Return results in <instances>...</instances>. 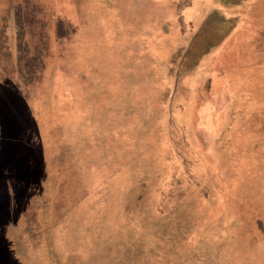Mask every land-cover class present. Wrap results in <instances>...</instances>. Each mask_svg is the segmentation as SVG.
I'll return each instance as SVG.
<instances>
[{"label": "rangeland", "instance_id": "rangeland-1", "mask_svg": "<svg viewBox=\"0 0 264 264\" xmlns=\"http://www.w3.org/2000/svg\"><path fill=\"white\" fill-rule=\"evenodd\" d=\"M191 2L0 0V264H264V113L214 108L194 72L233 39ZM252 62L236 92L264 108Z\"/></svg>", "mask_w": 264, "mask_h": 264}, {"label": "crops", "instance_id": "crops-1", "mask_svg": "<svg viewBox=\"0 0 264 264\" xmlns=\"http://www.w3.org/2000/svg\"><path fill=\"white\" fill-rule=\"evenodd\" d=\"M191 1V7L189 9H185L191 15H195L196 12L204 10L206 13L216 15L217 19L223 23L224 29L221 28L220 30L225 31V33L221 34L223 35L222 45L218 46L217 50L224 46L223 43L226 41L229 43V41L233 39L230 47L223 50L224 54H219L217 57L211 55L205 59V62H209L211 64L210 70L205 67L201 69V67L198 66L196 72H194L195 74L198 71V75L200 72H205L204 80H207L209 86L214 83L222 86L221 91L218 92L219 96L217 99L223 102L220 105L215 104L214 108L220 110L223 105H226L229 108L228 103L232 101L234 102L232 106H234L236 112H247L252 115L264 113V108L255 107L254 104H256V98H253L254 94H248L249 91H245L244 93L236 92L238 87L235 85L237 83L243 84V79H233V77H235L233 75L236 73L237 69L243 70L248 68V60H253L252 64L255 67L254 70L263 69L264 43L255 44L251 42L252 40H261V42L264 41V0H209L208 4L204 3L205 0L203 2L197 0ZM7 28L8 25H5L6 35L8 36ZM166 46L167 45L165 44V47ZM48 72H50L48 76L50 83L53 82L52 92L54 93L50 112L51 116H54L53 119H55L58 116L61 117V115H69L71 113L70 106L72 102L71 92L64 85L68 78L66 77V74L62 77L61 69L54 65L50 66ZM227 73H230L231 77ZM14 76L18 77L16 74H14ZM196 76L194 77V84L200 87L201 82L204 81H201L200 77L196 79ZM16 85L18 88V94L14 97L18 98V96H20L21 99H23L25 96L28 97V93L30 92H27V90L24 89L22 85L20 86L19 82H17ZM197 92L199 93V89H197ZM30 96L34 99L31 93ZM54 99L57 101H53ZM249 100H251V102H249ZM200 101L201 100L198 101V105ZM193 110L196 113V108ZM34 111L36 113L35 115H37L36 109L31 110V114H34ZM223 112L225 115V111L219 112L217 114L222 116ZM263 127L264 126L260 127L261 130H263ZM225 140L222 146L224 148V156L237 157V149H240L241 152V144L244 145L245 142L240 139V136L239 138L233 140L234 143L232 141L226 143ZM236 147L238 148L233 153V149ZM213 148H220V141H215L214 146H212L210 142L209 150L211 149L212 152ZM258 155L264 157V147L259 150Z\"/></svg>", "mask_w": 264, "mask_h": 264}, {"label": "trees", "instance_id": "trees-1", "mask_svg": "<svg viewBox=\"0 0 264 264\" xmlns=\"http://www.w3.org/2000/svg\"><path fill=\"white\" fill-rule=\"evenodd\" d=\"M175 9V8H174ZM175 14H176V12H175ZM144 30L142 31V32H144L145 33V27L143 28ZM156 39H158V37H155ZM165 46V45H164ZM165 48V47H164ZM263 161H264V159H263ZM262 161V162H263ZM264 163V162H263ZM262 186L264 187V181H263V183H262ZM260 190V189H259ZM264 236V235H263Z\"/></svg>", "mask_w": 264, "mask_h": 264}]
</instances>
